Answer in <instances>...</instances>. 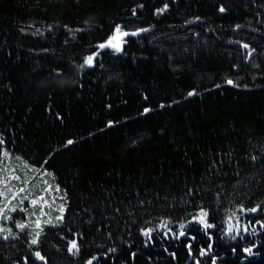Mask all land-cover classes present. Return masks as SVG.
<instances>
[{"label": "trees", "instance_id": "16d2710c", "mask_svg": "<svg viewBox=\"0 0 264 264\" xmlns=\"http://www.w3.org/2000/svg\"><path fill=\"white\" fill-rule=\"evenodd\" d=\"M89 261L264 264V0H0V264Z\"/></svg>", "mask_w": 264, "mask_h": 264}, {"label": "snow or ice", "instance_id": "6c2138e0", "mask_svg": "<svg viewBox=\"0 0 264 264\" xmlns=\"http://www.w3.org/2000/svg\"><path fill=\"white\" fill-rule=\"evenodd\" d=\"M220 11L223 12V11H225V9H224L223 7H221V8H220ZM116 32H117V34L120 35V36H127V35H129V33H127V32H122L120 26H117ZM131 35H136V33H131ZM109 43H111V41H110ZM105 46H106V45L101 44L99 47L103 48V47H105ZM244 47L247 48L248 45H244ZM93 59H94L93 56H89V57H87L86 60H85V64L88 65V66H91V64L93 63ZM227 82H228L229 84H232V83H233V81H231V80H229V81H227ZM194 94H195L194 92H190V93H189V95H194ZM148 111H150V109H145V112H148ZM67 143H68V144H71V143H73V141L69 140ZM4 155L7 156L8 154H7V153H4ZM16 178L19 179V177H16ZM19 191H20V192H23L24 189L21 188V189H19ZM32 203L35 204L36 201H32ZM13 210H14V209H13ZM249 211L255 212V211H257V209H256V208H253V209H250ZM206 215H207V213H204V212L201 213V217H202V218H203L204 216H206ZM201 222H202V223L204 222L203 219H201ZM206 226H207V227H210V225H206ZM19 227H20V228H24L25 225L21 224V225H19ZM181 227H183V226H181ZM231 230H232V229H231V226H230L229 231H231ZM145 234L148 235L149 233L146 232ZM181 235H183V233H181ZM36 236H37V237L39 236V232L36 233ZM36 243H37V239L34 238V239L32 240V244H36ZM76 249H77V243H76V241H72V242H71V247H70L69 251H73V250H76ZM245 251L251 252V249H246ZM36 255H37V257H40V254H39L38 252L36 253ZM40 259H43V257H40ZM93 259H95V258H93ZM89 264H91V261H89Z\"/></svg>", "mask_w": 264, "mask_h": 264}, {"label": "rangeland", "instance_id": "374dc122", "mask_svg": "<svg viewBox=\"0 0 264 264\" xmlns=\"http://www.w3.org/2000/svg\"><path fill=\"white\" fill-rule=\"evenodd\" d=\"M111 41V43H109ZM121 42V36L120 35H115L108 42H106L104 45L112 47V48H117L119 47Z\"/></svg>", "mask_w": 264, "mask_h": 264}]
</instances>
